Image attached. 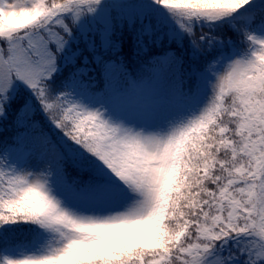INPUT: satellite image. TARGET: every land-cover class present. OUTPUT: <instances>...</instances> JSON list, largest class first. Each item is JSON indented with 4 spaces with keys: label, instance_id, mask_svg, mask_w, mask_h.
I'll use <instances>...</instances> for the list:
<instances>
[{
    "label": "snow or ice",
    "instance_id": "obj_1",
    "mask_svg": "<svg viewBox=\"0 0 264 264\" xmlns=\"http://www.w3.org/2000/svg\"><path fill=\"white\" fill-rule=\"evenodd\" d=\"M0 264H264V0H0Z\"/></svg>",
    "mask_w": 264,
    "mask_h": 264
},
{
    "label": "trees",
    "instance_id": "obj_2",
    "mask_svg": "<svg viewBox=\"0 0 264 264\" xmlns=\"http://www.w3.org/2000/svg\"><path fill=\"white\" fill-rule=\"evenodd\" d=\"M75 48H76V45H73V50H75ZM37 118H39V117H37ZM11 130H13L12 129V127H11V117L9 118V123H8V125H7V130L2 134V137H6V138H8L7 136H8V133L11 131ZM13 135V132L11 133V136Z\"/></svg>",
    "mask_w": 264,
    "mask_h": 264
},
{
    "label": "rangeland",
    "instance_id": "obj_3",
    "mask_svg": "<svg viewBox=\"0 0 264 264\" xmlns=\"http://www.w3.org/2000/svg\"><path fill=\"white\" fill-rule=\"evenodd\" d=\"M75 45V44H74ZM13 132V130H11L9 133H8V138H10L11 137V133Z\"/></svg>",
    "mask_w": 264,
    "mask_h": 264
}]
</instances>
